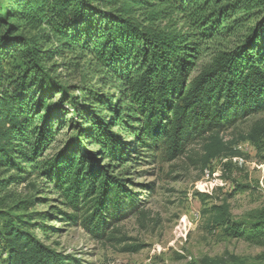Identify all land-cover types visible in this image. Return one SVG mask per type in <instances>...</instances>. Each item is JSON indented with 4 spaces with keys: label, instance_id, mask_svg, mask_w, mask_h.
<instances>
[{
    "label": "trees",
    "instance_id": "trees-1",
    "mask_svg": "<svg viewBox=\"0 0 264 264\" xmlns=\"http://www.w3.org/2000/svg\"><path fill=\"white\" fill-rule=\"evenodd\" d=\"M262 111L264 0H0V174L7 176L0 179V264L76 261L36 233L56 213L36 222L34 195L12 193L34 172L54 184L71 211H58L65 220L80 216L104 241L138 208L128 179L114 170L151 158L159 146L175 160L197 140L203 168L239 155L223 132ZM68 115L66 142L45 157ZM263 136L255 123L241 140L259 147ZM209 224L264 246V208L239 222L228 205L214 206ZM199 264L249 263L233 256Z\"/></svg>",
    "mask_w": 264,
    "mask_h": 264
},
{
    "label": "rangeland",
    "instance_id": "rangeland-1",
    "mask_svg": "<svg viewBox=\"0 0 264 264\" xmlns=\"http://www.w3.org/2000/svg\"><path fill=\"white\" fill-rule=\"evenodd\" d=\"M208 60L205 56L200 63ZM66 82L77 85L81 80L69 78ZM102 92L114 94L109 89ZM70 119L72 116L68 115L45 157L62 149L70 134ZM73 121L78 122L77 118ZM255 123L264 126V111L227 128L224 140L236 142L233 149L240 154L221 157L206 168L200 161L202 142L197 140L175 160L169 161L159 146L150 152L151 158L140 157L136 163L114 170L115 175L122 173L128 179L130 191L137 196L138 208L112 224L113 234L104 241L92 238L80 224V216L73 222L60 215L58 211H71L62 205L54 184L37 178L38 172L11 190L19 199L34 195L36 205L30 212H35L34 221H39L40 214L56 213L45 222L47 230L40 228L36 233L47 246L73 257L77 261L73 264H199L205 257L230 260L233 256L249 264L264 262L261 259L264 246L228 237L209 224L214 206L228 205L231 219L239 222L250 221L253 213L264 208V136L259 147L241 140ZM119 136L134 149L135 141L126 135ZM87 149L97 151L90 144ZM5 177L6 174H0V179ZM129 249L138 251L128 252Z\"/></svg>",
    "mask_w": 264,
    "mask_h": 264
}]
</instances>
